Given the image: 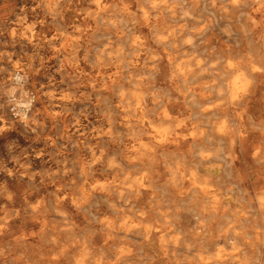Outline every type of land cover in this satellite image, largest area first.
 I'll return each mask as SVG.
<instances>
[{
    "label": "clouds",
    "instance_id": "clouds-1",
    "mask_svg": "<svg viewBox=\"0 0 264 264\" xmlns=\"http://www.w3.org/2000/svg\"><path fill=\"white\" fill-rule=\"evenodd\" d=\"M200 3L0 0V264H264V0Z\"/></svg>",
    "mask_w": 264,
    "mask_h": 264
},
{
    "label": "rangeland",
    "instance_id": "rangeland-1",
    "mask_svg": "<svg viewBox=\"0 0 264 264\" xmlns=\"http://www.w3.org/2000/svg\"><path fill=\"white\" fill-rule=\"evenodd\" d=\"M205 8V4L203 2V9ZM5 25L3 22H0V32H3L2 35H0V53L2 52H15V55L12 57V59L15 61L17 59H21L22 61H26V57L23 55L24 48L19 42H14L9 38L7 35V32L4 31ZM0 68H4L8 71L11 70L12 65L8 62L7 57L0 58ZM7 80V71L0 72V82ZM36 87H38V83L35 81L33 82ZM4 87H7V84L5 83L3 85ZM6 98L0 97V115L5 116L7 119V105L4 104V100ZM5 138L7 137V133L4 134ZM2 147H0V151H2Z\"/></svg>",
    "mask_w": 264,
    "mask_h": 264
},
{
    "label": "bare ground",
    "instance_id": "bare-ground-1",
    "mask_svg": "<svg viewBox=\"0 0 264 264\" xmlns=\"http://www.w3.org/2000/svg\"><path fill=\"white\" fill-rule=\"evenodd\" d=\"M190 2H191V0H189V3ZM203 2H204V0H201V3L197 8V14L202 15V16L207 15V13L203 9ZM215 31H217V32L219 31V26H216ZM256 106L257 107H264V104H257Z\"/></svg>",
    "mask_w": 264,
    "mask_h": 264
}]
</instances>
